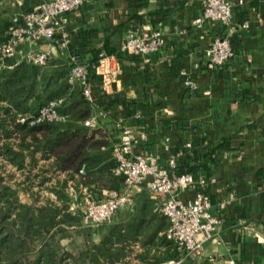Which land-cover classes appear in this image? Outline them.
I'll return each instance as SVG.
<instances>
[{
    "label": "crops",
    "instance_id": "obj_1",
    "mask_svg": "<svg viewBox=\"0 0 264 264\" xmlns=\"http://www.w3.org/2000/svg\"><path fill=\"white\" fill-rule=\"evenodd\" d=\"M230 1V25L208 21L192 27L202 13L198 0H92L69 15L70 50L91 66L96 127L118 138L119 122L145 132L147 140L135 151L156 154L164 166L177 156L176 172H190L195 180L180 197L192 199L203 190L221 220L202 252L182 264H226L230 258L264 264V0ZM42 2L9 0L11 19ZM245 21L248 28H242ZM130 29L158 30L164 42L146 56L121 52ZM216 37H227L235 51L220 67L205 62ZM30 50L62 54L57 44L38 40L22 45L0 69ZM113 55L118 56L104 57ZM113 69L118 74L111 78ZM186 77L197 81L196 90L186 88ZM91 228L99 242V227ZM141 251L135 242L127 257L131 264H141Z\"/></svg>",
    "mask_w": 264,
    "mask_h": 264
},
{
    "label": "trees",
    "instance_id": "obj_2",
    "mask_svg": "<svg viewBox=\"0 0 264 264\" xmlns=\"http://www.w3.org/2000/svg\"><path fill=\"white\" fill-rule=\"evenodd\" d=\"M8 2L0 0V46L10 38ZM71 67L62 52L45 65L22 59L0 69V156L18 170L45 160L51 161L56 174L66 173L48 187L56 200L38 204L24 202L0 170V264H131L127 257L135 242L142 248L137 254L141 264L178 258L174 242L166 236L169 220L155 210L157 201L145 188L135 195L134 207L120 210L113 222L99 226V242L81 214L71 210L69 180L88 187L97 199L104 190H118L124 184V177L113 173L119 139L102 127L85 124L93 117V105L79 84L69 82ZM52 100H62L58 111L69 115L66 121L20 122L21 116L36 115ZM73 229L83 242L67 248L63 239Z\"/></svg>",
    "mask_w": 264,
    "mask_h": 264
},
{
    "label": "built area",
    "instance_id": "obj_3",
    "mask_svg": "<svg viewBox=\"0 0 264 264\" xmlns=\"http://www.w3.org/2000/svg\"><path fill=\"white\" fill-rule=\"evenodd\" d=\"M89 1L92 0H43L39 7L13 18L8 32L10 38L0 46V63L4 65L6 60L16 58L21 46L26 43L38 40L55 43L71 61L69 82L72 85L79 84L83 94L92 102L91 66L80 61L78 56L71 52L72 37L68 28L70 13ZM198 1L202 6V13L192 21V27H203L208 21L222 22L225 25L232 23L234 4L230 0ZM249 26L248 21L242 23V28ZM163 42L162 33L158 30L150 32L130 29L120 51L146 56L157 52ZM234 54L231 41L227 37H216L206 51L205 62L212 67H220ZM116 56L118 55L104 57ZM50 58V50H30L22 57L37 65H45ZM117 74L118 69L110 70L111 78ZM184 85L189 91L198 87L197 81L191 77H186ZM61 102L62 100H52L36 115L21 116L19 120L30 125L44 121H66L69 115L58 111ZM97 122L96 118L91 117L85 124L96 127ZM117 128L121 131L113 152L116 159L113 173L124 177L123 187L118 190H104L103 197L97 199L92 191L82 184L79 185V196L75 181L69 180L67 190L72 201H75L71 203V210L81 213L85 225L99 227L101 224L113 222L120 210L131 207L134 204L135 190L145 188L159 201L158 211L168 218L170 225L166 236L174 242L179 253L178 258L161 264H182L187 257L200 254L205 245L214 238L221 224L220 218L212 211L209 197L203 190H199L192 199L181 198L179 193L194 185L195 180L190 172H176L179 167L177 156H172L164 166L156 154L135 151L147 140L145 132L138 134L135 129L121 122L117 124ZM80 173H84V169H81ZM200 184H204V181ZM226 264L241 263L230 258Z\"/></svg>",
    "mask_w": 264,
    "mask_h": 264
},
{
    "label": "rangeland",
    "instance_id": "obj_4",
    "mask_svg": "<svg viewBox=\"0 0 264 264\" xmlns=\"http://www.w3.org/2000/svg\"><path fill=\"white\" fill-rule=\"evenodd\" d=\"M120 131L117 128V132L119 133ZM117 139L119 138L117 137ZM0 170L3 171L6 179L19 189L20 196L24 202L34 201L38 204L44 203L49 199L56 200L55 194L48 187L54 184L57 179H64L63 174H56L53 171L51 161L45 160H40L36 166L30 165L25 170H18L0 156ZM79 185L77 189L79 196H81ZM74 202L72 201V204ZM82 242L83 236L77 234L74 229L71 231V236L63 239V244L67 248H72L74 244L76 246L81 245Z\"/></svg>",
    "mask_w": 264,
    "mask_h": 264
}]
</instances>
